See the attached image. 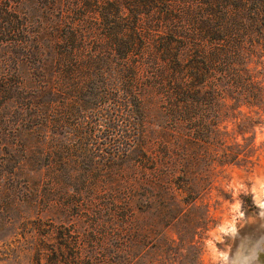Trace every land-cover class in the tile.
<instances>
[{
    "label": "trees",
    "instance_id": "16d2710c",
    "mask_svg": "<svg viewBox=\"0 0 264 264\" xmlns=\"http://www.w3.org/2000/svg\"><path fill=\"white\" fill-rule=\"evenodd\" d=\"M68 9L61 12V23L52 26L49 42L34 43V51L24 43L20 55L0 51V107L19 106L22 115L31 110L33 119L26 127L30 131L41 132L38 126H43L61 132L66 115L73 116L68 101L64 103L68 92H74L73 101L78 103L102 76L114 95L107 103L114 111V135L122 126L121 105L129 111L122 130L129 132L126 144L139 151L133 168L140 172V178L133 175L124 197L115 200L114 248L108 259L110 264H134L138 254L129 241L139 233L130 225L131 203L150 204L166 224L185 215L180 202L195 198L192 180L198 176L193 168L203 161L208 171L240 154L227 141L226 116L239 111L241 99L264 111V90L255 85L244 64L247 57L264 55V0H71ZM1 12L0 18L11 28V9L7 5ZM120 21L125 31L114 29ZM96 29H101L109 50L106 58L112 73L106 77ZM5 32L0 30V38ZM151 95H156L161 118L158 129L143 118V104ZM99 99L91 103L103 109L106 102ZM90 111L97 115V127L102 125L101 111ZM77 116L72 118L78 120ZM84 116L88 117L79 116L83 122ZM50 149L44 146L40 154ZM123 151L115 146L112 156ZM150 229L156 230L155 224L140 231L154 240L156 249L162 241L157 242Z\"/></svg>",
    "mask_w": 264,
    "mask_h": 264
},
{
    "label": "rangeland",
    "instance_id": "374dc122",
    "mask_svg": "<svg viewBox=\"0 0 264 264\" xmlns=\"http://www.w3.org/2000/svg\"><path fill=\"white\" fill-rule=\"evenodd\" d=\"M7 5L11 16L4 13L5 17L13 22L9 28L0 18V30H6L1 33L0 51L13 56L22 54L24 43L34 51V43L49 42L52 26L61 23L59 16L69 10L71 0H0V16ZM142 19L148 27V20ZM114 29L125 31L126 25L120 21ZM100 30L96 29V48L103 55L100 62L107 64L101 69L106 77L112 73L111 62ZM244 64L255 85L264 90V55L247 57ZM22 68L28 72L25 65ZM98 78L78 103L73 101L74 92H68L64 101L69 103L68 110L73 116L88 117L83 122V117L74 120L66 115L61 132L43 126H38L41 132L30 131L26 127L33 119L31 110L22 115L19 106L0 107V128L4 129L0 130V264H110L114 203L124 197L133 175L140 178L133 168L139 151L136 145L126 144L129 132L122 126L128 122L129 111L123 104L121 130L116 135L111 131L114 111L107 103L114 95L102 76ZM155 97L146 98L143 118L158 129L161 118ZM96 99L106 102L103 109L91 103ZM241 101L239 111L226 116L227 141L240 154L208 171L203 161L193 168L198 176L192 180L195 198L180 202L185 215L166 224L150 204L131 203L130 225L139 233L129 241L138 254L134 264H264V111ZM97 109L104 121L98 127L97 115L90 114ZM44 146L52 151L41 155ZM115 146L124 153L113 157ZM149 224L156 227L149 234L162 241L156 249L154 240L140 231Z\"/></svg>",
    "mask_w": 264,
    "mask_h": 264
}]
</instances>
